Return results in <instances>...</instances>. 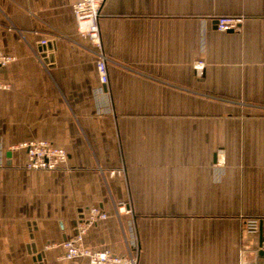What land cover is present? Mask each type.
I'll return each instance as SVG.
<instances>
[{
	"label": "crops",
	"instance_id": "1",
	"mask_svg": "<svg viewBox=\"0 0 264 264\" xmlns=\"http://www.w3.org/2000/svg\"><path fill=\"white\" fill-rule=\"evenodd\" d=\"M74 1L0 0V52L14 57L0 67V264H68L62 243L92 206L107 218L87 248L129 245L137 264L260 263L264 0H104L105 84ZM218 15L244 21L221 32ZM40 139L65 165L25 168L12 147Z\"/></svg>",
	"mask_w": 264,
	"mask_h": 264
},
{
	"label": "built area",
	"instance_id": "2",
	"mask_svg": "<svg viewBox=\"0 0 264 264\" xmlns=\"http://www.w3.org/2000/svg\"><path fill=\"white\" fill-rule=\"evenodd\" d=\"M103 2L104 0H75L72 4V12L76 22L77 33L88 41V45L85 48L94 55L99 80L105 84L108 79V57L101 47L98 23ZM243 21V15H218L215 17V26L221 32L236 31L240 28ZM40 43L45 45L47 39H41ZM12 60H14L12 55L0 52V67L5 66ZM203 67V61H196L194 64L196 70H202ZM5 86L0 84L1 88ZM12 148L26 151L27 159L24 166L28 170H53L65 165L67 161V152L64 148L57 147L44 139L24 141ZM114 208L116 215L128 212V208L123 201L114 203ZM105 218H107V213L98 206H92L87 209L86 213L82 214V217L77 219L75 235L62 243L65 249L63 257L68 261V264H81V259H85L86 264H137V258L129 245H127L124 255L116 254L109 249H90L83 245L87 229L98 220ZM259 225L260 219L248 218L244 220L243 228L248 233H255L258 231ZM259 251L264 252V241L260 243ZM239 264H264V257L260 263L241 259Z\"/></svg>",
	"mask_w": 264,
	"mask_h": 264
},
{
	"label": "water",
	"instance_id": "3",
	"mask_svg": "<svg viewBox=\"0 0 264 264\" xmlns=\"http://www.w3.org/2000/svg\"><path fill=\"white\" fill-rule=\"evenodd\" d=\"M80 217H82V215H81ZM74 224H75V226H76V224H77V220L75 221ZM259 229H260V228H259ZM75 232H76V230H75ZM260 252H261V251H260ZM34 258H35L36 261H38L39 264H41L40 261L42 260V254L38 253V254L35 255Z\"/></svg>",
	"mask_w": 264,
	"mask_h": 264
},
{
	"label": "rangeland",
	"instance_id": "4",
	"mask_svg": "<svg viewBox=\"0 0 264 264\" xmlns=\"http://www.w3.org/2000/svg\"><path fill=\"white\" fill-rule=\"evenodd\" d=\"M242 105H244V103L242 102Z\"/></svg>",
	"mask_w": 264,
	"mask_h": 264
}]
</instances>
